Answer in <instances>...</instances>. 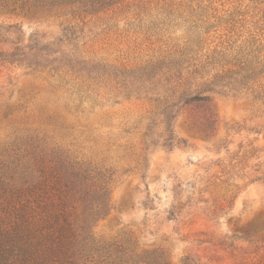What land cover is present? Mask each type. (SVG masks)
<instances>
[{
    "label": "rangeland",
    "instance_id": "obj_1",
    "mask_svg": "<svg viewBox=\"0 0 264 264\" xmlns=\"http://www.w3.org/2000/svg\"><path fill=\"white\" fill-rule=\"evenodd\" d=\"M112 1L69 0L25 14L0 7V37L43 41L73 27L83 32L86 52L128 63L186 37L193 15L202 13L205 46L237 35L264 44V0ZM51 83L23 67L0 66V159L15 160L20 152L12 149L29 136L40 148L60 146L97 166L108 202L88 232L99 254L130 242L159 264H264V104L217 96L208 136L192 126L205 121L201 109L181 111L171 122L178 145H150L144 166V133L158 139L162 128L160 118L146 119L144 102L77 109Z\"/></svg>",
    "mask_w": 264,
    "mask_h": 264
},
{
    "label": "trees",
    "instance_id": "obj_2",
    "mask_svg": "<svg viewBox=\"0 0 264 264\" xmlns=\"http://www.w3.org/2000/svg\"><path fill=\"white\" fill-rule=\"evenodd\" d=\"M64 1L69 0H0V7L25 14ZM193 17L186 37L138 61L110 62L90 54L85 42L80 43L83 32L69 27L50 40L23 43L0 37V66L44 75L52 87L71 95L77 109L121 100L144 102L149 123L160 118L162 125L158 139L153 138L156 132L149 137L144 133L138 158L146 166L150 145L169 149L180 142L171 122L181 111L201 109L205 121L192 126L208 136L217 96L264 104V44L237 35L205 46L208 18L202 19V13ZM133 29L140 33L142 27L135 24ZM22 147L12 149L20 152L14 153L15 160L6 164L0 159V264H159L135 253L130 242L115 244L102 255L91 245L89 224L104 214L108 202L97 166L60 146L40 148L29 136Z\"/></svg>",
    "mask_w": 264,
    "mask_h": 264
}]
</instances>
